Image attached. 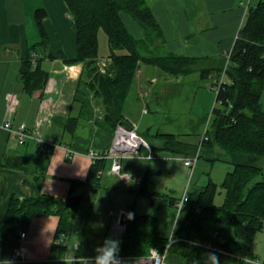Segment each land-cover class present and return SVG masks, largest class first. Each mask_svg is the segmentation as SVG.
I'll use <instances>...</instances> for the list:
<instances>
[{"label": "crops", "instance_id": "crops-1", "mask_svg": "<svg viewBox=\"0 0 264 264\" xmlns=\"http://www.w3.org/2000/svg\"><path fill=\"white\" fill-rule=\"evenodd\" d=\"M190 1L193 0H151L149 5L163 38L156 48L147 52L164 49V54L207 58L208 64L217 65L231 52L254 0H199V7L196 8V4L192 17L188 18ZM39 8L47 12L43 24L49 36V52H62L68 59L78 56L75 23L63 0H0V220L4 219L13 196L24 199L40 192L68 197L71 181H85L88 177L93 164L89 151H108L115 138V132L105 131L92 121H83L70 137L55 122L58 117L77 114L79 103L95 111L82 64L46 58L42 68L49 74V79L44 89L32 94L25 92L19 73L30 48L41 41L35 21V12ZM130 23L138 31V37L124 22L128 31L136 40L142 41L146 30L137 22ZM109 53L99 54L98 65L102 70L111 64ZM215 82L213 78L202 81L199 72L176 76L141 63L123 106V114L153 146L160 148L162 142L152 136L171 134L203 154L201 144L215 107ZM12 93L17 95L18 104L15 111L9 113L7 96ZM6 121L15 125L25 123L33 137L20 144L4 128ZM39 140L53 142L54 146L47 151ZM223 155L218 151L211 159H223ZM17 157L23 158L25 171L12 167L11 163ZM157 160L142 156L123 159L122 171L130 177L128 182L110 174L111 164L107 160L100 186L85 185L75 190L82 201L66 251L52 249L59 218L53 215L39 217L32 219L23 240L19 235L14 237L8 229L0 232V264H76V259L81 256L94 257L95 249L107 238L119 240L121 244L125 233L116 234L115 227L126 205L138 197L130 189L138 188L147 169L152 170L154 176L161 173ZM179 201L177 199L176 204ZM21 243L29 249L26 263L17 257ZM181 247V242L171 247L169 264L192 263V258L183 259ZM241 256L244 255L231 256L228 264H242ZM247 256L261 260L254 251V243ZM66 257L71 261H57ZM120 260L121 264H138L136 260Z\"/></svg>", "mask_w": 264, "mask_h": 264}, {"label": "trees", "instance_id": "trees-1", "mask_svg": "<svg viewBox=\"0 0 264 264\" xmlns=\"http://www.w3.org/2000/svg\"><path fill=\"white\" fill-rule=\"evenodd\" d=\"M73 17L78 47V56L68 59L62 52H49V36L44 28L47 12L39 8L35 21L41 41L30 48L22 61L19 80L27 94L44 89L49 74L42 68L44 59H61L66 64H82L87 86L92 91L94 102L100 103L105 116L93 121L94 111L79 103L77 114L67 118L58 117L65 134L73 137L83 121H92L108 132H115L119 124L131 128L132 124L123 114L134 75L141 63L157 67L170 75H190L199 72L200 79L217 81L225 70L230 83H224L216 91L215 107L201 147L206 153L216 147L226 155L221 160L232 168L227 172L221 187L225 190L222 205H215L218 185L210 180L196 199L188 198L182 207L174 230L175 243L181 242L180 253L204 264L206 254L215 252L220 264H228L231 256L241 255L249 250L258 233L264 231V0L250 8L246 20L231 50L230 60L224 58L217 65L208 64L207 58L189 57L167 53L156 55L141 53V47L162 41V30L149 5L150 0H63ZM127 13L146 30V37L136 40L122 20ZM105 32L109 45L111 64L104 71L99 63L100 30ZM33 54L37 58L33 61ZM226 67V68H225ZM216 85V82H215ZM153 139L162 146H153V153H169L178 156H192L196 147L171 134H155ZM203 154L200 153V158ZM106 159L93 161L85 181L72 180L68 197L60 198L43 193L20 199L13 196L8 204L0 232L8 229L17 237L25 232L32 219L57 216L59 223L52 249L66 251L67 241L75 228L82 198L75 194L78 187L100 186L101 173ZM12 167L25 171L23 158L17 157ZM154 172L147 169L137 189H130L136 196H146L152 207L161 209L172 205L177 208V199L157 192H150L149 186ZM1 202V199H0ZM126 232L122 237L119 258L135 260L146 257L152 248L163 250L169 241L159 232L157 217L139 215L130 208ZM176 214L172 216L175 221ZM173 224V223H172ZM64 236L63 243L57 240ZM174 243V244H175ZM173 244V245H174ZM198 246H193V245ZM172 245V246H173ZM171 246V247H172ZM170 247V250H171ZM169 250V253H170ZM169 260V255H168Z\"/></svg>", "mask_w": 264, "mask_h": 264}, {"label": "rangeland", "instance_id": "rangeland-1", "mask_svg": "<svg viewBox=\"0 0 264 264\" xmlns=\"http://www.w3.org/2000/svg\"><path fill=\"white\" fill-rule=\"evenodd\" d=\"M260 0H254L251 4V7H255ZM188 5V18L192 17L193 11L199 7V0L190 1ZM151 0L149 1V4ZM190 9V10H189ZM123 20L128 27V29L136 37H138V31L131 25L130 21L136 24V21L132 16L127 13H123ZM99 41V54L105 56L109 53V45L105 32L102 30L98 33ZM156 42L155 45L150 46L151 49L156 48L159 45ZM164 49H159L153 51V54L164 55ZM141 53L146 54L147 49L141 47ZM215 92H213L215 97ZM262 109L264 110V92L262 96ZM92 108L95 110L92 120L101 121L104 116V109L100 103H93ZM216 152H221L224 154L219 147H216ZM216 152L206 153L203 152V157L198 159V162L195 166L194 172L191 174L190 170L183 165L182 161L177 160L178 156L169 154V153H154V156L158 159L156 163L160 164L161 173L153 176L149 191L158 192L161 194H168L175 199H181L184 194H187L190 199H196L200 191L208 185V183L213 181L218 185L217 195L215 197V205H222L225 197V190L221 187L224 182V179L227 175V172L232 168L226 162L217 160L212 164L208 159L215 157ZM225 155V154H224ZM223 155V156H224ZM190 157V156H189ZM226 158V155H225ZM223 158V159H225ZM176 159V160H175ZM111 164V160L109 161ZM134 207V210L139 215H148L151 214L158 218L159 220V232L164 237H170L173 228V218L174 214L178 213V209L175 206L168 205L161 209H156L151 206L150 200L146 196H138L132 198V201L126 205L125 213L130 211V208ZM254 251L257 255L261 257V260H264V231L259 233L254 241ZM249 250H243L241 255H248Z\"/></svg>", "mask_w": 264, "mask_h": 264}, {"label": "built area", "instance_id": "built-area-1", "mask_svg": "<svg viewBox=\"0 0 264 264\" xmlns=\"http://www.w3.org/2000/svg\"><path fill=\"white\" fill-rule=\"evenodd\" d=\"M238 37V35H237ZM236 37V39H237ZM231 52L227 55L226 66L230 60ZM37 58V54H33V61ZM226 68V67H225ZM102 70V69H101ZM104 71V70H102ZM224 83H230V80L226 77L225 70L222 72L219 79L216 81V91L220 88V86ZM18 104V97L16 94H9L7 96V111L9 113H13ZM146 112V110H145ZM4 128L9 132L11 137H14L18 140L20 144H25L30 138H32V133L29 131L28 126L25 123H20L15 125L12 121H6L4 123ZM207 139L206 136L203 137ZM41 145L45 150L49 151L52 146H54L53 142L39 140ZM144 151V153H143ZM88 156L94 161L97 159H106L111 160L110 166V174L113 176H117L124 182L130 181V177L123 173L122 171V161L126 157H139L142 156L147 160H153L156 157L147 142V140L139 134L137 131L136 125H132L131 128H127L124 125L119 124L115 131V138L112 144V147L108 151L98 152L96 150H90ZM200 158V153L196 152L194 155L190 157H178L177 160L182 161L184 166L187 167L191 174L194 172L195 166ZM188 197L187 194H184L183 197L177 204L178 213L176 214L175 221L173 222L172 232L169 237V241L163 250H159L157 248H152L149 252V255L146 257H141L135 259L138 264H169L168 255L170 247L175 243L174 238V230L177 224V221L180 217V213L183 205L187 202ZM126 231V226L117 224L115 227V232L118 235H123ZM26 237L25 232L20 233V238L23 240ZM64 236L62 235L57 242L63 243ZM29 249L24 244L21 243L18 248L17 257L20 262L26 263L29 260ZM258 264H264L263 260L255 258ZM57 261H71L67 257L59 259Z\"/></svg>", "mask_w": 264, "mask_h": 264}, {"label": "clouds", "instance_id": "clouds-1", "mask_svg": "<svg viewBox=\"0 0 264 264\" xmlns=\"http://www.w3.org/2000/svg\"><path fill=\"white\" fill-rule=\"evenodd\" d=\"M119 244V240L107 238L102 245L95 249L94 257L81 256L76 259V264H121L118 255ZM193 246L195 247L198 245L194 244ZM240 260L242 261V264H258L255 259L247 255L241 256ZM193 264H200V262L193 261ZM204 264H220V258L215 252H209L206 254Z\"/></svg>", "mask_w": 264, "mask_h": 264}, {"label": "water", "instance_id": "water-1", "mask_svg": "<svg viewBox=\"0 0 264 264\" xmlns=\"http://www.w3.org/2000/svg\"><path fill=\"white\" fill-rule=\"evenodd\" d=\"M128 220H129V214L123 212V213L120 215V218H119V220H118V224H119V225H123V226H127V224H128Z\"/></svg>", "mask_w": 264, "mask_h": 264}]
</instances>
